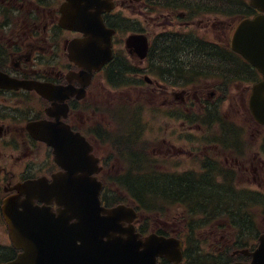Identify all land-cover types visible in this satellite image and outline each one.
<instances>
[{"label":"flooded vegetation","instance_id":"flooded-vegetation-1","mask_svg":"<svg viewBox=\"0 0 264 264\" xmlns=\"http://www.w3.org/2000/svg\"><path fill=\"white\" fill-rule=\"evenodd\" d=\"M65 3L0 0V264L22 253L10 235L6 202L15 214L24 212L27 200L59 214L56 201L34 199L65 172L55 149L41 139L52 124L84 137L92 148L102 206L136 211L120 220L122 232L144 242L153 236L168 240V256H158L156 264H251L264 234V124L250 107L262 74L240 54L206 52L228 58L211 62L221 66L175 68L173 76V68L156 64L157 40L146 34L150 12L139 7L146 27H118L113 58L88 75L71 59L74 43L84 36L61 25ZM121 3L136 8L131 0ZM204 23L169 21L168 27L209 32ZM236 25L237 18L218 23L215 39L228 42ZM129 34L149 37L146 59L126 49ZM146 108L153 118L143 116ZM150 172L180 194L135 190L136 181H150ZM78 200L70 196L63 208L69 235L81 229L74 215L82 208Z\"/></svg>","mask_w":264,"mask_h":264},{"label":"water","instance_id":"water-1","mask_svg":"<svg viewBox=\"0 0 264 264\" xmlns=\"http://www.w3.org/2000/svg\"><path fill=\"white\" fill-rule=\"evenodd\" d=\"M249 1L260 13L239 23L232 49L264 76V0ZM113 8L112 0H68L62 8L61 25L81 31L87 37L74 43L71 59L85 67L88 75L112 58L115 32L106 28L102 14ZM126 44L141 58H145L149 50L148 39L143 35L130 36ZM250 105L256 120L264 124V80L254 87ZM50 129L51 133L41 139L55 149L56 162L65 172L56 175L54 183L46 186V191L35 195L34 199L56 201L59 214L56 216L50 209L34 206L32 200L22 204L25 208L22 214H15L12 202H6L4 213L12 241L17 249L24 251L8 264H156L158 256H168L170 243L163 238L158 240L160 238L153 236L144 242L138 235L121 231L120 219L125 214L133 217L131 209L119 206L109 211L102 207L103 186L93 177L98 162L91 154L88 142L68 128L52 124ZM37 187L42 188L41 181L36 183ZM70 196L73 200L81 198L77 203L82 208L80 213H74L80 218L81 229L77 233L71 231L69 235L63 208L68 205ZM101 213L108 216L102 217ZM252 256V264H264V235Z\"/></svg>","mask_w":264,"mask_h":264},{"label":"trees","instance_id":"trees-1","mask_svg":"<svg viewBox=\"0 0 264 264\" xmlns=\"http://www.w3.org/2000/svg\"><path fill=\"white\" fill-rule=\"evenodd\" d=\"M150 11L157 15V17L166 15H175L178 13H187L191 21L196 18L205 17H248L254 15L255 11L249 6L245 0H145ZM107 19L116 22H122L123 18L120 15L110 16ZM160 41L157 40L156 51L159 58H156L158 67L161 63L166 64L174 69L172 75L175 76V68H193L197 63L200 67L201 63L206 66L215 67L221 66L220 64H213V61H220L228 57L220 56H203L202 53L213 54H228L230 50L217 43L206 41L201 34L195 35H180L175 33H163L159 36ZM193 52V55L190 53ZM195 53V55H194ZM198 55V56H197ZM201 55V56H199ZM196 59V64L184 63L189 60ZM181 62V64L178 62ZM175 61V63H173ZM168 62V63H166ZM172 62V63H171ZM156 68V65H155ZM183 71V70H182ZM189 80V79H188ZM149 182L136 181L135 190L139 191L142 195L148 193L150 195H159L162 191L166 190L172 195H179L176 193L177 189L169 190L163 188L159 181L158 176L154 172L147 174ZM167 186L171 184H166Z\"/></svg>","mask_w":264,"mask_h":264},{"label":"rangeland","instance_id":"rangeland-1","mask_svg":"<svg viewBox=\"0 0 264 264\" xmlns=\"http://www.w3.org/2000/svg\"><path fill=\"white\" fill-rule=\"evenodd\" d=\"M119 4L117 5V9L116 10H118L117 12L118 13H121V14H123V15H125V16H127V17H129L131 20H134V21H138L139 23L140 22H142V17H141V15L138 13V11H139V7L141 6L142 7V5H140V6H138V5H136V8L135 9H133V11H132V9L131 8H129V7H124L123 6V4L121 3V0H118L117 1ZM155 17L156 16H151V20H152V25L148 28L151 32H146V34H149V36L151 37V39H153V38H155V36L156 35H158L159 33H161L162 31H165V30H170V28H167L166 27V23L167 22H161V25L158 27V22H156L155 21ZM220 21H222V19L221 20H215V19H213V20H211V23H217V22H220ZM226 21H229V20H226ZM141 28L143 29V26H141ZM157 31V32H156ZM211 31L213 32L214 31V29L212 28L211 29ZM155 32V33H154ZM119 50H123V45H122V48H120ZM152 79H153V77H152ZM132 94H133V96H134V98H136L137 97V95H138V93H136V92H132ZM142 99H143V97H142ZM158 115V114H157ZM156 115V116H157ZM143 116L146 118V119H151V118H153V111L150 109V108H146V110H144V113H143ZM145 119V120H146ZM156 120H157V118H156ZM150 139H151V141H153V142H156L157 141V138H154V137H150ZM171 211H173V210H170L169 212V216L167 217V218H169V220H172V218H173V216L171 215L172 214V212ZM179 212V211H178ZM168 213V212H167ZM262 228H263V226H262ZM261 228V229H262ZM224 229V228H223ZM222 229V230H223ZM251 237H252V235H251Z\"/></svg>","mask_w":264,"mask_h":264},{"label":"bare ground","instance_id":"bare-ground-1","mask_svg":"<svg viewBox=\"0 0 264 264\" xmlns=\"http://www.w3.org/2000/svg\"><path fill=\"white\" fill-rule=\"evenodd\" d=\"M193 53V52H192ZM194 55H195V53H194ZM198 56V55H197ZM186 64H196V59H193V60H189V61H186L185 62ZM198 64V63H197ZM195 65V66H198V65Z\"/></svg>","mask_w":264,"mask_h":264}]
</instances>
